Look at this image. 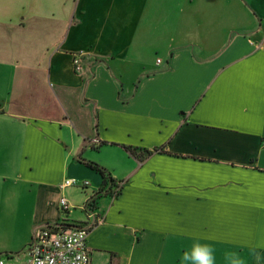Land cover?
Returning <instances> with one entry per match:
<instances>
[{
  "label": "crops",
  "instance_id": "1",
  "mask_svg": "<svg viewBox=\"0 0 264 264\" xmlns=\"http://www.w3.org/2000/svg\"><path fill=\"white\" fill-rule=\"evenodd\" d=\"M54 224L92 264H264V0H0V260Z\"/></svg>",
  "mask_w": 264,
  "mask_h": 264
},
{
  "label": "built area",
  "instance_id": "2",
  "mask_svg": "<svg viewBox=\"0 0 264 264\" xmlns=\"http://www.w3.org/2000/svg\"><path fill=\"white\" fill-rule=\"evenodd\" d=\"M74 63L76 66L79 64L78 60ZM98 144V140L92 141V145ZM74 182L66 181L63 188L74 185ZM60 205L65 212L71 211L66 199H61ZM91 229L92 226L87 224L76 228H67L62 224L43 226L28 247V260L25 264H92L87 247ZM0 264L5 262L0 260Z\"/></svg>",
  "mask_w": 264,
  "mask_h": 264
},
{
  "label": "clouds",
  "instance_id": "3",
  "mask_svg": "<svg viewBox=\"0 0 264 264\" xmlns=\"http://www.w3.org/2000/svg\"><path fill=\"white\" fill-rule=\"evenodd\" d=\"M232 264H243L236 255L230 254ZM259 261L260 257H256ZM183 264H216L215 249L210 243H202L199 240L193 242L190 251H186L182 257Z\"/></svg>",
  "mask_w": 264,
  "mask_h": 264
},
{
  "label": "trees",
  "instance_id": "4",
  "mask_svg": "<svg viewBox=\"0 0 264 264\" xmlns=\"http://www.w3.org/2000/svg\"><path fill=\"white\" fill-rule=\"evenodd\" d=\"M88 165L91 167V168H94L95 170H97L101 175H102V177L105 179V182H104V185H103V188L100 190V192H99V194L97 195V196H100V194L101 193H107V192H109V190H107V187H108V184L109 183H113L114 181L111 179V178H109V176L107 177L106 176V171L103 169V168H101L100 166H98V165H95V164H92V163H88ZM107 178L109 179V180H107ZM95 200V199H94ZM91 204H92V202H91ZM91 204H89V205H91ZM67 228H76V227H81V226H83L82 224H69V225H65Z\"/></svg>",
  "mask_w": 264,
  "mask_h": 264
},
{
  "label": "rangeland",
  "instance_id": "5",
  "mask_svg": "<svg viewBox=\"0 0 264 264\" xmlns=\"http://www.w3.org/2000/svg\"><path fill=\"white\" fill-rule=\"evenodd\" d=\"M160 7V6H159ZM156 56L155 55H153L152 56V59L155 61L156 60ZM79 62V61H78ZM75 64V63H74ZM73 217H75V218H79V219H77V220H85L86 219V216H85V214H83L81 211H79V210H73L72 211V214H71ZM9 253H6V252H4V253H0V259L1 258H6V255H8Z\"/></svg>",
  "mask_w": 264,
  "mask_h": 264
}]
</instances>
